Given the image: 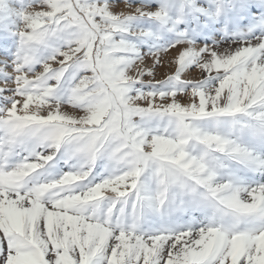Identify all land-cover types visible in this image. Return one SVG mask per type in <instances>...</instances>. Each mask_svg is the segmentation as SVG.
I'll list each match as a JSON object with an SVG mask.
<instances>
[{
    "label": "snow or ice",
    "instance_id": "1",
    "mask_svg": "<svg viewBox=\"0 0 264 264\" xmlns=\"http://www.w3.org/2000/svg\"><path fill=\"white\" fill-rule=\"evenodd\" d=\"M0 22V264H264V0H0Z\"/></svg>",
    "mask_w": 264,
    "mask_h": 264
},
{
    "label": "rangeland",
    "instance_id": "2",
    "mask_svg": "<svg viewBox=\"0 0 264 264\" xmlns=\"http://www.w3.org/2000/svg\"><path fill=\"white\" fill-rule=\"evenodd\" d=\"M109 2L119 3L120 0H109ZM129 3H132V4L145 3L150 8L157 7V0H129ZM252 15L254 16L258 15L255 9L252 10ZM247 24H248L247 20H242L240 26L243 28ZM131 28L149 30L155 33L157 26L149 21L134 20L131 22ZM229 30L230 31L232 30L231 26H229ZM220 35H221L220 33H215V36L217 39H219ZM17 40H18L17 37L12 36L8 34L7 31H5V28L2 25V22H0V66H10L11 65V62L14 59V55H15L16 48H17ZM207 43H211V41L209 40L207 41ZM225 47H227V45H225ZM141 50L147 51L148 48L147 46H142ZM44 55L46 56L47 53H45ZM165 71H167V69H163V68L159 69L157 78H160V74H162ZM102 168H103V161H98L97 169H96L97 172L102 171ZM63 171H67V168L64 166L63 162H61L60 164L56 165V169L53 170V175L58 176V174Z\"/></svg>",
    "mask_w": 264,
    "mask_h": 264
}]
</instances>
